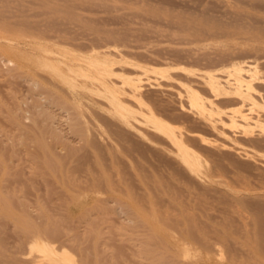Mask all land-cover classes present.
I'll use <instances>...</instances> for the list:
<instances>
[{"label": "rangeland", "instance_id": "rangeland-1", "mask_svg": "<svg viewBox=\"0 0 264 264\" xmlns=\"http://www.w3.org/2000/svg\"><path fill=\"white\" fill-rule=\"evenodd\" d=\"M88 1L90 0H87V2ZM98 1L95 0V2ZM16 2L18 1L15 0L12 3L15 4ZM87 2L85 1V3L81 4V6L83 5V7H85L84 9L83 7H81L83 10H81V12H83V16L84 14L86 15L85 18H87V20L90 19V22H93L95 24V21L98 19L100 20L101 18V20H103L104 22L102 21L101 23H98V21L96 22L98 23L97 25L103 23L105 27L107 25V27L105 28L106 30L110 31L109 28H111V31H113V29H123L121 32L126 33V36L128 38L126 37L124 39L128 41L130 40V42H125L124 40L122 41L123 37L120 35L114 37L119 39L118 41L120 44L114 41L116 42V44H118L117 48L123 50L125 47L127 49L129 47L125 46L127 43V45L132 44L133 46L135 44V46L141 45L142 47H152V49L154 50L155 48L159 50L160 48L161 50L165 48L166 50L168 47L172 46V49H176V47L178 48V50L180 48H183L182 50H189L191 52L197 53L200 58L187 59L182 56V60L187 59L188 61L184 62L181 61V59L178 57L182 63L192 66V68H195L197 72H204L207 68H215L216 70H214L218 73L219 76H225L224 71L220 70V68H225V64H227V61L223 60L224 58L222 57H213L212 59L202 57H204V55H215V52L218 51H227L237 48L239 46L238 44L243 41V38L241 37L242 35H239L238 38L235 37L231 38L230 40H225L220 32L214 30L215 27L210 30L201 32L198 35H192L191 33L187 32H177L174 29L171 30L168 25L165 24V21H163L164 17H167L168 15H176L179 13H195L197 16H200V14L202 13L212 19L215 18L221 21H233L241 25V28L245 31H251L257 34L261 32L264 33V0H100L99 2L101 3V7L97 6V4L96 6L93 4L94 7L91 8L93 6L92 5L90 7L91 9L88 7L89 3L87 4ZM91 2H94V0L90 1V5ZM95 7L99 9L96 10ZM115 16L117 17L115 18ZM94 17L95 21H91V19ZM105 21L107 22V24H105ZM114 42H112V44H114ZM121 42H123L124 45H122ZM249 42L253 44L257 43L251 41ZM109 48L113 49L115 47ZM251 53L252 54L250 56L246 57V52H241L238 54V59H254L256 58V55L263 56L264 48L255 50V52ZM5 55L7 54H4L3 56ZM258 61L259 68L261 69V71H263L264 75V57L258 58ZM14 64L16 65V62L14 60L13 62L2 61L0 63V69L2 67V69L0 70V77H2L0 78L2 79L0 81V109L1 107H3L1 109L3 110L7 107V105L11 106L12 104L11 109L13 108V114L20 116L19 118L22 121V125H20L19 127L12 123L14 125L13 126L12 124H10L12 121L10 119H6V117H8L10 114L5 117L4 115H6V112L0 110L3 114L2 115L0 113V128H2V131L0 129V149H2L0 150V152L1 154H6L5 157L7 158V160L5 158V162L6 164H8L7 169L5 167L2 168L3 166H0V170L2 169V171H0V183L2 185L0 195L5 193L6 195L12 197V204L9 205L0 203V245L4 246L2 250H0V258H4V256L12 254V251H15L17 247H20L18 245L19 237L24 235L22 231L26 230L25 224L23 223L24 221L16 216V213L20 215L19 212L21 210L24 213L26 211L27 214L24 215L25 218L28 217L33 219L34 221L38 220V224H42L43 226L54 227L58 225L57 228H60L61 230L63 229L66 232H70L71 229H79V231L82 229V231L84 232V234L82 232V235L84 236H81V239L79 240L81 241L79 242L80 244L77 243V245L74 246L71 243L69 244V248L74 254L73 258L78 261V264H151L152 259L150 260L149 258H147V254L142 249V241L145 239L144 236L147 235V233L145 234V232H148L149 228V224H146V222H144L142 216H150V213L154 209L160 212L162 215L164 212H167L168 214L165 213L166 215L170 217L174 215L173 217L175 218L184 211L183 213H186L188 215L189 220L191 219L190 221H188L187 219V223L182 221L183 226H181V222L175 224L173 222L168 225L167 222H169L171 219L168 220V218H165L166 220L164 221V218H162V222H160V224L163 223V225L161 224L162 228L165 229L164 225H167L168 229H166L167 231H169L167 232V239L169 241H178L179 243L182 241V239L183 242L181 243H187V241H185L187 240L186 238H188L187 231H189V226L190 228H193L194 225L197 229L202 228L205 231L204 232L202 230V232L200 230L199 233L201 232V235L207 232V234H209V238L212 241L214 240L217 242H221L223 240L225 241V243L229 240L233 241L235 238L238 241L242 238L240 240L242 242L245 237L246 241L247 239H250L247 237H253V235L258 232V230H255V227H264V164H262V162L264 163V158L259 159L262 162L256 161V165L258 164L257 166H255V164L252 165L250 162H247L246 164H242L243 162L237 163L240 159L233 156V154H228L227 156L223 155V157L216 156V158H213L211 152L206 150L203 143L201 144L200 140L197 137L190 138L189 143L191 144L192 148L200 154V158L203 161L201 174L208 179L212 178L220 182V184H216V189H204L202 188L201 184L192 177L191 174H189L186 170H184L177 164V162L170 156V154L162 152L157 148H153V146H151L150 144L139 143L138 145H133V142L129 140V143H126L127 139H121L117 145L118 149L116 148L117 150H112V152L114 153H112L111 151V154L108 153L106 151L105 145L102 142H99L97 139L98 132L99 134L103 132V134L105 135L104 137H107V134H110L111 132L110 122L104 117L101 118L103 124L102 128H104L103 130H100L101 127L98 128V126L92 125L94 126L92 127V132L96 133L95 140L97 142L92 141L88 143L90 145L85 146L87 143L84 142V139L82 138L83 136L80 137L81 133H78L76 131L78 129L77 127H79L81 123L78 124L79 126L75 124L76 118L78 117L77 114H79L78 119H81L80 113L83 112L84 108H79L81 112L78 113V108H75V105L70 103L71 100H69V97V102H67L69 104L66 103L65 105L64 103L62 106L54 102L50 104V99L46 96V94H37V92L41 90V87L39 88V85H36L35 90L33 91L28 88L29 82H25V78H27L26 73H24V71L21 72L18 69H15ZM23 73L25 74V76ZM14 74L16 75L14 76ZM195 86L201 94L206 97L210 96L209 98H211V92L208 90V87L206 85L196 83ZM257 89H259L264 94V83H259L257 85ZM179 90L184 91V87L179 86ZM24 94H26V97L24 96ZM14 96L17 97V100L14 98ZM34 98L37 99L40 104H42L41 106H39L40 108H38V106H33ZM186 99L187 98L184 96L185 103H187ZM216 101L220 107L227 108L228 106L229 108H234L238 105L234 100H230L227 98H220ZM16 104L18 106H21V108L23 109L19 108ZM83 107H85L87 111L86 105ZM42 108H45L47 112H44L43 115L37 116L36 121L34 120L36 122L34 123V125L33 121H30V119L32 118V116H34V112H36V110L38 113V111ZM88 108L89 111L93 109L89 106ZM8 109L6 108L5 110L7 111ZM86 111L84 110L83 113H85V115H90V112L88 111V113ZM254 114L260 117L261 123H264V111L261 107H257L254 110ZM163 116L166 120L175 125L176 128L180 127L179 129L181 130H189L194 132L195 134H200L209 141H220L228 143L230 142V140H236L239 145H242L244 147L246 146L248 147V149H256L257 151H260L264 154V131L262 130L260 125H257L255 122H253L254 120L250 121L251 123L248 127H243L240 125L229 126L227 124H224V128H222L226 132V137H224L223 135H217L216 133H213L200 121H190L184 119L183 117L177 118L165 113H163ZM70 118H72V121ZM24 122L26 125L24 126V128H22ZM72 123L73 125H76V130L72 128ZM18 128L21 130H19ZM31 128L33 130H36L35 132L39 131L38 128H43L44 133H42V138L44 137L46 142L50 143L52 149L63 156V158L61 156L59 157V159L61 160L58 159V163L54 168L46 164L45 160H51L48 157H42V153H40L38 146H36V142L32 139L34 134H32L33 132L30 131ZM243 128L248 130L247 134H244L242 132ZM7 129L10 130H8L10 136L11 134H13V136L15 135L16 138H13V136L12 138H8L7 136L9 134L7 135L6 133ZM3 130H5V132H3ZM11 130H13V133H10ZM75 131L77 133H75ZM1 132L3 133L1 134ZM30 136V141H28L29 138L27 137ZM14 142L17 146L14 144ZM6 146L8 148H6ZM18 146L21 148H19ZM65 146L74 147L75 152L73 154L68 153ZM4 147L8 151L4 149ZM12 148L13 150H11ZM10 151H12L13 154ZM1 156L4 157V155ZM213 159L220 160L221 167L219 169L215 168ZM5 169L6 171H4ZM238 174L240 176L242 175L241 177H245V181H242V184L240 180L236 181V176ZM92 179H101L102 181V183L100 182L101 184L97 183L96 186L98 187L94 188V190H98L97 195H95L97 199L95 198L94 200H91V198L93 199V197H90V195H92L91 193L96 194L95 192L87 193L88 197H86L85 201L89 197L90 200H87V203L83 202L84 204L80 203L82 202L81 199L83 200L85 198V196L84 198L82 196L84 194L81 195L82 198L78 196L79 200H77V202L80 201L79 203H76L75 199L77 198H75L74 200L62 199L64 197H61V195H65L66 190L68 193V189L70 192L72 188L73 190H71V192H75L77 188L79 189L80 187L86 186V184L89 183ZM124 180L127 182L125 183ZM120 181H124L123 184L119 183ZM158 182H160L161 184H159ZM144 184H146L145 186L147 188L144 186ZM162 185H164V188L162 187ZM227 185H232L235 188L243 189V191L251 188L256 192L252 191L254 193H252L251 196L245 194L244 203H234V201L230 200V197L225 194L226 192L224 190ZM242 186H244L245 188H242ZM110 187H112V190L114 192L111 191ZM152 187L154 188V190L152 189ZM147 189V193L151 191L150 194L152 193V195L149 194V196H152L153 198L150 197V199H148L149 196H147L148 194L146 193ZM126 190L128 192L130 190V192L128 193ZM113 193H115V196L113 195ZM130 193L132 195H130ZM141 193L143 194V196H145L143 197ZM116 195H119V197H117ZM59 196L61 198H58ZM129 197H133V199H136L132 200V203L135 206L132 205L131 200H128ZM60 199L63 200L62 203L60 202ZM101 199H104V201L106 202L102 201ZM116 199L121 200L120 202H118L119 200L117 201ZM151 199L152 202L149 201ZM66 200L69 202H67ZM97 201L102 202L98 203ZM97 203L98 205H96ZM129 203L135 208V210L133 209L131 210V212H127L126 209ZM57 206L59 207V209L57 208ZM52 207L55 212L57 210L56 214L53 210H51ZM4 209L7 211L11 210V212H13L15 215H12L11 213L3 214ZM43 211L44 213H41ZM46 212H49V215L52 214L50 215L51 217H49V215L46 216ZM43 215L46 218H44ZM41 216L44 220L39 219L41 218ZM178 218L181 217L179 216ZM143 223H145V225ZM195 223H200L201 225L199 226ZM244 223L245 225L243 226ZM188 224L193 225L188 226ZM170 225L172 226L173 230L172 228H170ZM250 225L252 230H250L249 233H252L253 235L249 236V233L247 234L246 231H244V227L248 226L246 229H250ZM175 226L177 227L175 228ZM207 226H211V229ZM181 227L186 232H183V230H181ZM213 228L220 231L221 235L224 232L229 233L223 234L222 238L221 235H219V240V236L218 238L216 237L219 232L216 233V230H213L214 237L216 238H214L212 234H210L212 233V231L209 232V229L212 230ZM69 229L70 231H68ZM254 230L255 232H257L253 233ZM231 231L233 235H231ZM263 231L264 228L262 230L263 237L261 236V233L259 234L262 241H264ZM72 232L73 231H71V233ZM182 232L184 234H182ZM185 233L187 234V236L185 235ZM174 234L178 237L180 235V237L176 239L177 237H175ZM240 234L242 236H240ZM184 235L186 236L184 237L185 240L183 238ZM259 235L257 234V237ZM52 236L53 235H51L50 237L48 236L47 238H49L52 244L56 245L59 248L61 246L59 239L55 236L57 238L56 240V238ZM231 236H234L235 238L233 237L231 239ZM179 239L181 241H179ZM198 239L194 242V240L188 238V240L193 241L192 245L190 246H193L194 244L193 247L196 246L198 249L203 251L204 246L200 245L201 241H198ZM261 243L262 245H264L263 242ZM83 246L85 247V249ZM238 247L239 246H237L235 249L236 252L233 251L234 253H236V255L233 254L232 251L231 253H229L230 251H227V253H229V256L227 255V253H225L226 255L224 254L225 256L222 254L225 258L226 256H228L225 262L221 260L223 258L222 255L221 259L218 258L216 250L210 251L209 253H207V256H211L213 258L211 260L214 261H211L210 264H243V260L245 261V259H248V257L250 256L247 252H242L244 249H242L241 251L240 247L239 249L243 254H248V257L246 255V258H241L242 256L245 257V255L241 256V252H239L238 255ZM23 249L27 251V247L26 249L23 247ZM224 249L225 248L222 247V250L226 252L225 250L227 249ZM81 252L82 254H84L83 252H85L86 256H81ZM27 253H25L23 256H27L26 259L28 260L29 264H40V252L27 251ZM230 254H233L234 256ZM229 258H235V260H229ZM205 263L209 264L208 262Z\"/></svg>", "mask_w": 264, "mask_h": 264}, {"label": "bare ground", "instance_id": "bare-ground-1", "mask_svg": "<svg viewBox=\"0 0 264 264\" xmlns=\"http://www.w3.org/2000/svg\"><path fill=\"white\" fill-rule=\"evenodd\" d=\"M13 1L15 0H0V61L13 62L14 60L16 62V65L14 64V68L18 69L21 72L24 71V73H26L27 78H25L26 80H24L25 82H29L28 88L33 91L35 90V86L39 85V88L41 87V90H39L37 94H46V96L50 99V104L54 102L56 104H59L60 106H62L64 103L66 105V103L69 102V97V100H71L70 103L74 104L75 108H78V113L81 112L79 108H84L83 112L84 110L86 111L85 107H83L85 105L87 108L86 112L89 111L88 106L93 108L89 111L90 113L88 112L90 115H85V113L81 112V119H78L79 114H77L78 117L76 118V121L77 119L78 121L77 123L75 121V124L79 126L78 124L81 123V125L77 127V130L76 125H73L72 123V128L75 129L78 133H81L80 137L83 136L82 138L84 139V142L87 143L85 146L90 145L88 144L89 142H97L95 140L96 133L92 132V127L98 126V128L101 127L100 130H103L104 128H102L103 124L101 118L104 117L110 122L111 132L110 134H107V137H104L105 135L103 134V132L100 134L98 132L97 139L99 142H102L105 145L106 151L108 153H110V151L112 152V150L116 148L118 149L117 145L121 139H127V141L129 140L133 142V145H138L139 143L150 144L151 146H153V148H157L162 152L170 154V156L177 162V164L184 170H186L189 174H191L192 177L195 178V180H197V182H199L202 188L204 189H216V184H220V182L212 178L208 179L201 174L203 161L200 158V154L196 150H194L191 144L189 143L190 138L197 137L200 140V143H203L206 150L211 152L213 158H216V156L223 157V155L227 156L228 154H233V156L240 159L237 163L243 162L242 164H246L247 162H250L252 165L255 164V166L258 165H256V161H261L259 159L264 158V154L260 151H257L256 149L252 148L248 149V147L246 146L244 147L242 145H239L236 140H230V142L228 143L220 141H209L200 134H195L194 132L189 130H181L179 129L180 127L176 128L175 125L166 120L163 116V113H165L177 118L183 117L184 119L190 121H200L210 131L216 133L217 135H223L224 137H226V132L222 129L224 128V124H227L229 126L240 125L243 127H248L250 126V121L254 120L253 122H255L257 125H260L262 130L264 131V123H261L260 117L254 114V110L257 107H261L264 111V94L259 89H257V85L259 83H264L263 71H261V69L259 68L258 61V58L264 57V55H256V58L254 59H238V54L241 52H246L247 57L252 54L251 52H255V50L264 48L263 32L257 34L251 31H245L241 28V25L233 21H221L215 18L212 19L202 13L200 14V16H197L195 13H179L176 15H168L167 17H164L163 21H165V24H167L171 30L174 29L177 32H187L191 33L192 35H198L201 32L210 30L215 27L214 30L220 32L225 40H230L231 38L235 37L238 38L239 35H242L241 37L243 38V41L238 44L239 46L237 48L230 49L227 51H218L215 52V55H204V57H202L207 59H212L213 57H222L224 58L223 60L227 61V64H225V68H220V70L224 71L225 76H219L218 73L215 72V68V70L207 68L204 72H197L195 68H192V66L182 63L181 61L186 62L188 58H200L197 53L191 52L189 50H182L183 48H180L181 50H178V48L176 47V50L172 49V46L168 47L171 49H168L166 47V50L165 48H162L163 50H161L160 48V51L157 48H155L154 50L152 49V47L146 46L150 49L142 47L140 44H138L140 46H135V44L133 46L131 43V45H127L128 43L125 45L126 47L129 46L127 49L124 47L125 50L117 48L118 44H116V42L119 43V39L114 37L120 35L123 37L122 41L124 40L125 42H130V40L128 41L124 39L127 37L126 33L121 32L123 29H118V31L117 29L115 30L112 28L113 31H117L113 32L111 31V28L108 27L111 31L110 32L109 30L105 29L107 25L105 27L103 23V25H97L98 23H101L103 21L101 20V18V21L99 19L95 21V17L92 18L91 21H95V24L93 22H90V19L87 20V18H85L86 15L84 14L83 16V12H81V7H83V5L81 6V4L85 3V1L87 2V0H83L84 2L80 0H17L18 2H16L15 4L12 3ZM90 1H88L87 4L89 3L90 5ZM99 1L95 2L94 0V2H91L90 6L88 5V7L90 8L93 4L95 6L97 4V6L101 7V3ZM94 5L91 8H93ZM84 8L85 7H83V9ZM98 9L96 8V10ZM116 17L117 16H115V18ZM91 24H93L94 26ZM105 24H107L106 21ZM101 26L104 28H102ZM249 41L257 43L253 44ZM112 42H114V44H112ZM121 44L124 45L123 42H121ZM109 47L115 48L112 49ZM4 54H7L8 56H3ZM182 56L187 59L182 60ZM178 57L181 59V61ZM16 74H14V76ZM1 80L2 79H0V81ZM196 83L206 85L208 87V90L211 92V98H209L210 96L206 97L201 94L195 86ZM179 86H183L184 91L179 90ZM25 95L26 94H24V96ZM15 96L14 98L16 99L17 97ZM184 96L187 98V103H185L184 101ZM220 98L234 100L238 105L234 108H229L228 106L227 108L220 107L216 101ZM41 105L42 104H40L39 101L34 98L33 106H38V108H40L39 106ZM11 107L12 104L11 106L7 105L6 108H9L7 111L5 110L6 108L1 110L3 107H1L0 110L6 112V115H4L5 117L10 114L8 117H6V119H10L12 121L10 124L14 123L16 126L19 127L20 125H22V121L19 118L20 116L13 114L14 111H12L13 108L11 109ZM18 107L21 108V106ZM1 111L0 113L2 114ZM44 112H47L45 108L39 110L38 113L36 110V112H34V116H32V118L30 117V121H33V124L36 123V117L39 115H43ZM70 119L72 121V118ZM25 125L26 124L24 122L22 128H24ZM0 129L2 131V128ZM5 130H3V132H5ZM8 130L9 129H7L6 132L7 135L10 131ZM38 130V132H35L36 130H33L31 128L30 131L33 132L32 134H34V138L32 137V139L36 142V146H38L40 153H42V157H48L51 160H45L46 164L54 168L58 163L57 161L61 154L54 151V149H52V147L50 146V143L46 142L44 137L42 138V133H44V129L38 128ZM76 131L75 133H77ZM3 132H1V134ZM242 132L244 134H247L248 130L243 128ZM10 133H13V130H11ZM12 136L13 134H11V136L9 134L7 137L12 138ZM14 137L15 135L13 136V138ZM27 138H29L28 141H30L31 136ZM127 141L126 143H129V141ZM6 148L8 147L6 146ZM6 148L4 147V149ZM65 148L70 154H73L75 152L74 147L65 146ZM11 150H13V148ZM1 155H4V157ZM5 156L6 154H1L0 152V166H3L2 168L5 167L7 169L8 164H6L5 162L7 160ZM61 157L63 158V156ZM213 160L215 168L219 169L221 167L220 160ZM262 164L264 163L262 162ZM6 169L4 171H6ZM0 171H2V169ZM239 176V174L236 176V181L240 180L242 184L245 181V177H241L242 175L240 177ZM124 181H120L119 183L123 184ZM100 182L102 183L101 179H92L89 182L90 184L87 183L86 186L83 185L84 187L79 186L80 188H77L75 192H71V190H73L72 188L70 192L68 189V193L66 190L67 194L65 193V195L63 194V196L61 195V197H64L62 198L64 200H74L75 198H77L75 199L76 203H79L80 201L77 202V200H79L78 196L80 198H82V196L84 198L85 196L83 200L81 199L82 202L80 203L82 204H84L87 200H90V197H93V199L91 198V200H94L95 198L97 199L95 195H97L98 190L96 191L94 190V188L98 187L96 185ZM126 182L127 181H125V183ZM158 183L161 184L160 182ZM145 185L146 184H144V186ZM163 186L164 185H162V187ZM153 187L152 189L154 190ZM110 188L111 191H113L112 187ZM242 188L245 187L242 186ZM1 189L2 185L0 183V191ZM224 191L226 192L225 194L230 197L227 198L233 200L234 203H244L245 194L251 196L252 193L256 192L251 188L243 191V189L235 188L232 185H227ZM90 192H95L96 194H89L90 197L85 201L86 197H88L87 193ZM147 192L148 189L146 190V193ZM150 192L147 193V196H149ZM113 195L115 196V193H113ZM130 195L132 194L130 193ZM150 195H152V193ZM61 197L59 196L58 198ZM117 197H119V195ZM150 197L152 196H149L148 199H150ZM62 199H60L61 203L63 201ZM116 200L118 201L119 199ZM120 200L118 202H120ZM128 200H131L132 203V200L136 199H133V197H129ZM102 201H104V199ZM149 201L152 202V199ZM11 202V196L6 195L5 193L0 195V203L10 205L12 204ZM97 202L100 203L99 201ZM98 203L96 205H98ZM130 205V203L129 205H127V212H131V210L133 209L135 210V208L133 207L135 205H133V203V206ZM53 207L52 209H50L53 210ZM57 208L59 209L58 206ZM183 212L179 215L181 218H178L179 216H177V214V217L175 218L173 217L174 215L170 217L166 215L168 214L167 212H162V215L160 212L154 209L150 213V216H142L144 222H146V224H149L148 232H145V234L147 233V235L144 236L145 239L142 241V249L147 254L146 257L150 260L152 259L151 264H204L205 262H208L210 264L212 261L211 259L213 258L211 256H207V253L212 250H216L218 258L221 259L222 256L227 253V251H230L229 253H231L232 251V253L236 255V253L234 252H236L235 249L237 246H239V251H237L238 255L239 252L244 249L245 251L243 250L242 252H247L250 256L248 257L247 253L243 254L241 252V256L245 255V257L242 256L241 258H246V255L248 257V259L246 258L247 260H243V264H264V245H262L261 243H264V241L260 239L263 235L262 230L264 227L262 228L260 226H257L258 228L255 227V230H258L259 233L257 231L256 233L255 230L254 232L251 231L253 233H256V236L252 233H249V231L252 230L251 225L250 229L248 228L249 230L246 229L248 226L244 227V231H246L247 234L249 233V236L253 235L254 238L250 236L247 237L250 239H247L245 241V237L243 239L244 242L243 240L241 242L240 240L242 238L238 241L234 236H231V239L233 237L235 239L233 241L231 240L232 242L227 239L229 241L226 240L227 242L225 243V241L223 240L221 242H217L214 240L212 241L209 238V234H207V232L203 233L202 235L200 234L201 232L199 233L200 230H203L201 227V229L198 228V230L195 225L193 226V228H190L189 225L193 224H188V238L194 240V242L199 238L198 241H201L200 245L204 246L203 251L198 249L196 246L193 247L194 244L193 246H190L192 245L193 241L188 240V238H186L187 240H185L184 237L187 236L186 233V236L184 235L183 238L185 241H187L188 244L181 243L183 242L182 238H180L182 239V241L179 239V241H181L180 243L178 241L176 242L173 240L169 241L167 239V232H169L167 231V225H164L165 229L167 228L165 230L162 228L163 223H161V225L160 222H162V218H164V221L168 218V220L171 219V222H167L168 225L173 222L174 224L181 222L180 225L183 226L182 221L187 223L191 220H189L188 215ZM9 213L15 215L13 212H11V210L7 211L4 209L3 214ZM19 213L20 215L16 213V216L24 221L23 223L25 224L26 228V230L22 231L24 235L19 237L18 245L20 247H17L15 251H12V254H8L4 256V258H0V264H29L28 260L26 259L27 256H23L25 253H27V251L40 252V264H78V261L73 258L74 254L71 252L69 244L71 243L73 244V246L77 245V243L80 244L79 242L81 241L79 240L81 239V236H84L82 235V229L80 230L81 232L79 231V229H71V231H73L72 233L70 229L68 230L70 232H66L63 229L62 231L60 228H57L58 225L54 227H47L43 226L42 224H38V220L34 221L31 218H25L24 215L27 214L26 211L24 213L21 210ZM41 213H44V211ZM48 213L46 212L45 215H49ZM50 215L49 217H51ZM44 218L46 217L44 216ZM39 219H42V216ZM187 219L188 221H186ZM143 224L145 225V223ZM195 224H198L199 226L201 225L200 223ZM244 225L245 223L243 224V226ZM176 227L177 226H175V228ZM170 228H172V226ZM210 229L209 232L212 231V233L210 234H212V236L214 237L213 230L216 229ZM181 230H183V232H186L183 228ZM183 232L182 234H184ZM215 232H219L216 236L218 238V236L221 235L220 231L216 230ZM228 233L229 232H224L223 234ZM260 233L261 236L259 235ZM257 234L259 235L258 237ZM47 235L49 237L51 235H53L54 237L56 236L59 239L61 246L59 244L60 247L58 248L56 245L52 244L49 238H47ZM231 235H233V233ZM240 236L242 235L240 234ZM175 237H177L176 239H178L180 235L179 237L175 235ZM3 247L4 246L0 245V250H2ZM23 247L25 249L27 247V251H25ZM222 247L227 249H224L226 252L222 250ZM239 248L241 249V251ZM83 253L84 254H82L81 252V256L85 255V252ZM229 253H227V255ZM224 256L221 259L223 262L226 261L229 255L226 256V258ZM235 258L231 259L234 261ZM231 259L229 258V260ZM197 261L201 262L198 263Z\"/></svg>", "mask_w": 264, "mask_h": 264}]
</instances>
